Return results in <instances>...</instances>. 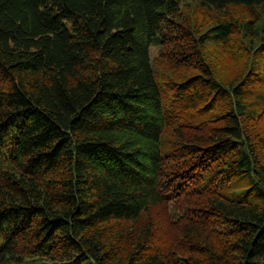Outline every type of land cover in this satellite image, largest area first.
<instances>
[{
  "label": "trees",
  "instance_id": "1",
  "mask_svg": "<svg viewBox=\"0 0 264 264\" xmlns=\"http://www.w3.org/2000/svg\"><path fill=\"white\" fill-rule=\"evenodd\" d=\"M198 1L227 13L0 0V264H264V19L228 11L264 0ZM235 36L252 62L221 82L203 46ZM153 42L192 72L160 79Z\"/></svg>",
  "mask_w": 264,
  "mask_h": 264
},
{
  "label": "rangeland",
  "instance_id": "2",
  "mask_svg": "<svg viewBox=\"0 0 264 264\" xmlns=\"http://www.w3.org/2000/svg\"><path fill=\"white\" fill-rule=\"evenodd\" d=\"M180 11L176 19L181 22L189 23V27L203 31L211 23V18L226 14V10L216 11L205 10L200 5L198 0H180ZM230 16L236 20L252 19L256 18V22L260 24L264 19V4L254 5L252 8L241 6L228 9ZM211 14V15H210ZM216 18V17H215ZM242 38V37H241ZM235 36L228 48L213 44L211 42L206 43L203 46V56L209 62L214 70V74L221 80V82L236 81L242 75H244L250 67L252 62V54L249 46V42ZM149 56L153 68L158 72L160 79L172 78L174 80H180L184 76L189 75L192 71L188 72L182 68L179 73H176L171 65H169L166 58L160 56V48L153 42L149 48ZM158 76V81H160ZM187 132V131H185ZM199 133V132H198ZM164 140H174L175 135L172 129H166L163 134ZM22 264H74L70 261L63 262H51L40 257L25 258Z\"/></svg>",
  "mask_w": 264,
  "mask_h": 264
}]
</instances>
